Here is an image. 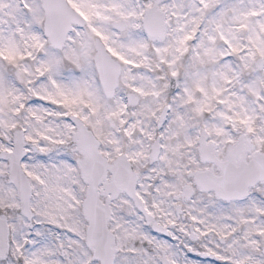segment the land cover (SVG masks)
I'll return each instance as SVG.
<instances>
[{"label": "snow or ice", "instance_id": "1", "mask_svg": "<svg viewBox=\"0 0 264 264\" xmlns=\"http://www.w3.org/2000/svg\"><path fill=\"white\" fill-rule=\"evenodd\" d=\"M0 264H264V0H0Z\"/></svg>", "mask_w": 264, "mask_h": 264}]
</instances>
